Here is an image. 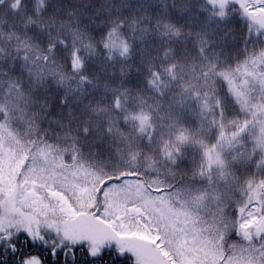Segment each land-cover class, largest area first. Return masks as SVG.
Instances as JSON below:
<instances>
[{
    "label": "snow or ice",
    "instance_id": "snow-or-ice-1",
    "mask_svg": "<svg viewBox=\"0 0 264 264\" xmlns=\"http://www.w3.org/2000/svg\"><path fill=\"white\" fill-rule=\"evenodd\" d=\"M44 252L264 264V0H0V264Z\"/></svg>",
    "mask_w": 264,
    "mask_h": 264
},
{
    "label": "flooded vegetation",
    "instance_id": "flooded-vegetation-1",
    "mask_svg": "<svg viewBox=\"0 0 264 264\" xmlns=\"http://www.w3.org/2000/svg\"><path fill=\"white\" fill-rule=\"evenodd\" d=\"M37 251H43V250H37ZM44 257L47 260L48 264H59L57 260L49 258L46 252H44ZM81 264H85L83 259H81Z\"/></svg>",
    "mask_w": 264,
    "mask_h": 264
}]
</instances>
